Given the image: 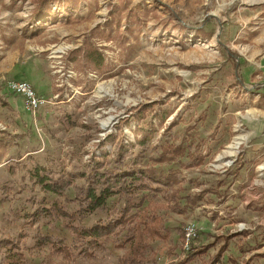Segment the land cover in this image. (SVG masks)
<instances>
[{"label": "rangeland", "instance_id": "1", "mask_svg": "<svg viewBox=\"0 0 264 264\" xmlns=\"http://www.w3.org/2000/svg\"><path fill=\"white\" fill-rule=\"evenodd\" d=\"M38 3L0 0V264H11L7 259L14 248L11 243L23 248V264H121L129 246L117 249L112 245L97 260L76 256L69 262L53 258L48 247L35 246L38 233L66 239L69 244L72 237L53 217L29 225L27 215L37 208L33 198L44 200L46 207L58 202L69 212H76L78 206L71 201L75 190L62 197L44 191L35 186L34 172L36 166L57 172V177L87 171L93 156L113 150L109 139L123 134L126 144L134 143L140 138L139 125L150 122L157 132L148 157L156 155L165 131L175 122H179L173 128L177 144L186 147L182 158L154 164L165 173L170 169L181 172L184 183L178 203L186 210L181 214L161 211L171 243L151 244L157 264H183L188 251L179 229L183 231L188 224L205 228L199 220L219 219L218 224L227 220L212 214L213 207L204 203L212 199L213 185L227 181L238 168L248 146L239 145L232 157L227 155L231 147H222L200 160L187 149L188 138L193 139V150L203 151L205 142L195 144L196 134L190 129L204 121L216 122L229 105L257 102L253 87L258 59L254 60L253 50L256 35L264 29V0H55L48 4L47 13H38ZM89 45L104 60L101 70L85 61ZM10 80L28 81L49 104L35 117L24 106L9 110V98L16 95L7 89ZM244 90L250 96L242 101ZM137 152L133 149L132 155ZM251 167L264 175V155L254 159ZM254 180L263 187L257 186L247 196H263L264 178ZM74 184L82 186L84 179L77 177ZM187 195L201 197V202L185 208ZM223 196L228 195L224 192ZM118 204L114 199L110 212H97L76 224L91 227L117 217L122 203ZM234 210L222 209L229 215ZM235 217L218 233L223 230L231 236L233 232L253 234L250 228L254 226L264 229V210L255 208L246 220ZM258 236L254 237L258 240ZM251 248L256 251L253 256L241 254L236 247L234 253L239 256L217 264H264V238Z\"/></svg>", "mask_w": 264, "mask_h": 264}, {"label": "trees", "instance_id": "2", "mask_svg": "<svg viewBox=\"0 0 264 264\" xmlns=\"http://www.w3.org/2000/svg\"><path fill=\"white\" fill-rule=\"evenodd\" d=\"M37 1L40 3H38V13H40L48 11V4L55 0ZM75 5L77 6L76 2ZM84 57L88 65L93 68L98 70L103 68L104 60L93 45L87 47ZM235 67L237 68L236 64ZM6 106L12 110L10 105ZM148 108L150 106L146 107ZM177 125L179 122L167 128L163 143L155 156L148 157L154 149L152 142L157 132L154 123L150 122L143 127L139 125L140 138L134 143L126 144L123 134L118 135L116 139H109L113 141V150L101 153L100 156H93L92 161L86 165L87 171L69 172L57 177V172H46L36 166L33 178L36 180L35 186H41L44 191L58 197L65 196L70 189L75 190V197L71 201L77 204L78 209L76 212H69L58 202L46 207L44 200L36 202V198H33L31 202L37 205V208L27 215L28 224L39 223L44 217H53L62 222L72 237V242L69 244L66 239L38 233L35 246L48 247L53 258L60 257L66 262L73 261L76 256L85 260H97L105 255L112 245L117 249H126L129 246L121 264L150 262L157 264L152 259L151 244L158 240L166 244L171 243V233L160 212L172 210L181 214L186 210L180 209L178 203L184 182L181 172L170 169L165 173L154 167V164L169 163L185 155L186 147L177 144V134L173 132V128ZM136 148L138 152L133 156L132 150ZM77 177L84 179L82 186L74 184V179ZM114 199H118L119 204L122 203L117 217H110L105 222L91 227H80L76 224L78 220L81 221L97 212H110L109 204ZM185 199L187 202L185 208H187L189 204L198 202L200 197L187 195ZM236 235L226 237L225 244L209 260H205V255L211 246L198 250L194 245L199 239L198 236L186 252L183 264H191L196 260H202L203 264H217L227 250L228 243ZM179 236L183 243L184 230L179 229ZM11 244L14 248L7 255V259L11 264H23L25 261L23 248Z\"/></svg>", "mask_w": 264, "mask_h": 264}, {"label": "crops", "instance_id": "3", "mask_svg": "<svg viewBox=\"0 0 264 264\" xmlns=\"http://www.w3.org/2000/svg\"><path fill=\"white\" fill-rule=\"evenodd\" d=\"M255 43L257 44L255 46V49L253 50V58L254 60L257 58L258 62H255L254 72H256V83L254 84L253 88L255 89V99L259 103L257 104V102L253 100V105L249 104L248 106H245L244 103H242L243 105H229L228 107H225L224 112H220V115L216 122L210 124L208 122L204 123V121L202 122V125H198L197 127H194V129H190V131L193 130V132L196 134L195 144H197V142H205V148L203 149V151H199L198 149L193 150L191 146L193 139H190V137L188 138L190 144V152L193 153V155L200 160L207 158L208 152L212 155L213 153H218L217 151H219L222 147H233L234 145L232 144L234 142V138L239 132L240 134L238 135V138H241L240 145H248L246 146V150L243 149V153L239 157L241 161L237 162L238 168L235 169V171L230 172L228 176L225 175L224 177H222L226 178L227 176V181L222 182V179V181L217 182L215 185H213L214 183L212 184V199H206L207 201L206 203H204V205L210 203L209 206L213 207L212 209H210L214 210L212 214H217L216 216L220 218H225L230 221L234 220L236 218V215L241 218V220L250 219L251 212L254 211L255 208L256 211L264 210V193H261V195L263 196H247L250 195L249 191H253L254 188H256L257 186H262L254 179L260 177L264 178L263 173H261L257 169L251 170L253 167H251V165L253 164L254 159H259L261 156L264 155V47L260 46L261 44H264V29H262V31L258 32V34L256 35ZM246 78L250 79V76H247ZM246 86L247 85H242L244 89L247 88ZM242 94L243 95L240 99L242 101H244L245 99L247 100V97L250 96L247 90H244ZM9 102L10 105L12 104L10 106L12 110H14L13 108L15 107L18 110L24 108V101L22 96L13 95L9 98ZM238 138H236V140ZM227 155L232 157L236 154L231 155L228 151ZM235 178L236 180L233 183L228 184V180H234ZM221 190H224L225 194L227 193L228 196L226 199L223 196L224 192H222ZM219 195H221V197ZM235 195L237 196L234 198ZM259 199L260 201H257ZM200 202L201 197L198 203ZM189 205L193 206V204ZM226 207H230V209H235L232 214L234 215L233 217L232 215H229V213L226 214V212L222 211V209ZM188 210L190 211V208ZM260 216L261 215H257L256 217ZM218 220L219 219L213 220V222H209V220L206 219L198 221V224L202 225L205 228H199L200 236L197 240L198 244L194 245L198 250H202L205 246L208 245L211 246L205 255H208V260L211 256L217 254V252L225 244L226 237H229L228 234H223V230L222 233H218L221 232V229H223L225 226H228L223 225L227 222V220L224 221V223L219 222V224ZM254 227L250 228L251 231H254L253 234L251 232H233L231 234L237 235L228 243V248L224 252L220 262H225V260L229 259L231 255H234L235 257L239 256L240 254L235 255L234 253L236 247L237 249H240L241 254H251L252 256L256 254V251H252L251 247L259 243L260 240H263L264 229L257 228L256 226ZM202 229L203 232H201ZM214 232L216 234H214ZM210 233H212L213 235H208ZM252 235L253 239H250ZM254 236H258V240ZM248 257L250 258V256ZM248 257L244 259H247Z\"/></svg>", "mask_w": 264, "mask_h": 264}, {"label": "built area", "instance_id": "4", "mask_svg": "<svg viewBox=\"0 0 264 264\" xmlns=\"http://www.w3.org/2000/svg\"><path fill=\"white\" fill-rule=\"evenodd\" d=\"M7 89L10 93L22 96L25 109L34 117L45 105L49 104V100L40 96L32 84L26 80H10L7 83ZM198 236L199 229L195 224L185 226L183 247L186 251H189L191 244Z\"/></svg>", "mask_w": 264, "mask_h": 264}, {"label": "bare ground", "instance_id": "5", "mask_svg": "<svg viewBox=\"0 0 264 264\" xmlns=\"http://www.w3.org/2000/svg\"><path fill=\"white\" fill-rule=\"evenodd\" d=\"M105 125V124H104ZM241 144V138H238L237 140H236V143H235V145L233 146V147H231V151H229V153L231 154V155H233V154H236V149L238 148V146ZM228 153V152H227ZM262 169V168H261Z\"/></svg>", "mask_w": 264, "mask_h": 264}]
</instances>
